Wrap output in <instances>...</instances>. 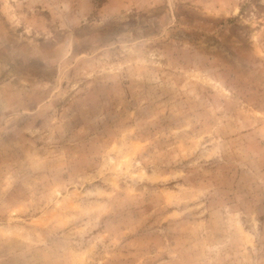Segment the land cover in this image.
I'll list each match as a JSON object with an SVG mask.
<instances>
[{
	"label": "rangeland",
	"instance_id": "1",
	"mask_svg": "<svg viewBox=\"0 0 264 264\" xmlns=\"http://www.w3.org/2000/svg\"><path fill=\"white\" fill-rule=\"evenodd\" d=\"M0 264H264V0H0Z\"/></svg>",
	"mask_w": 264,
	"mask_h": 264
}]
</instances>
